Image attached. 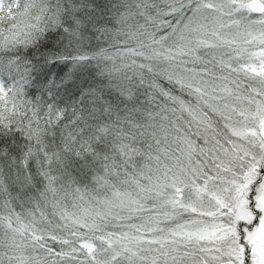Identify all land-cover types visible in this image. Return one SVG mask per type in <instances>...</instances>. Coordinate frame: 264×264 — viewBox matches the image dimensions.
<instances>
[{
    "label": "snow or ice",
    "instance_id": "6c2138e0",
    "mask_svg": "<svg viewBox=\"0 0 264 264\" xmlns=\"http://www.w3.org/2000/svg\"><path fill=\"white\" fill-rule=\"evenodd\" d=\"M0 264H264V0H0Z\"/></svg>",
    "mask_w": 264,
    "mask_h": 264
}]
</instances>
